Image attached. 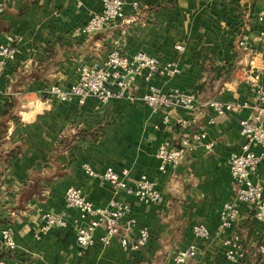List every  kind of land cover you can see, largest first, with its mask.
Masks as SVG:
<instances>
[{"label":"crops","instance_id":"obj_1","mask_svg":"<svg viewBox=\"0 0 264 264\" xmlns=\"http://www.w3.org/2000/svg\"><path fill=\"white\" fill-rule=\"evenodd\" d=\"M102 1L15 0L0 14V45H9L12 37L17 51L16 61L8 63L0 79V258L9 264H178L176 253L196 243L197 256L185 264H226L225 241L238 237L246 252L240 264H264L258 253L264 227L251 207L240 204L238 222L219 232L222 206L235 200L228 160L241 151L240 123L254 116L253 109L222 116L208 107L197 113L176 109L170 111L171 124L163 125L166 112L143 102L103 104L92 97L79 104L60 102L48 93L53 84L69 89L82 66L103 63L118 47L129 55L144 52L163 63H177L181 69L171 81L137 78L139 94L155 85L197 93L203 103L252 104V82L257 79L264 88V20L256 17L264 10V0H128L126 21L89 37L81 34ZM135 1L143 6L139 15H133ZM240 39L257 51L253 59L239 49ZM178 46L185 50L178 51ZM14 101L17 112L5 119L7 105ZM178 117L193 123L185 133L205 131L204 143L213 148L202 146L177 169L161 172L157 149L165 141L178 145ZM211 118L214 124L208 123ZM254 151L262 156L258 181L264 186V150ZM85 164L98 174L109 167L119 173L128 170L133 182L146 175L164 202L149 205L116 192L86 174ZM69 187L80 188L97 206L114 198L128 204L138 226L125 220L123 234L134 241L138 227H148L146 247L128 253L119 239L105 245L104 230L98 229L94 245L81 253L74 223L83 221L77 209L66 205ZM47 212L66 214L68 225L37 238ZM196 224L210 229L208 241L194 239ZM7 227H12L17 244L10 255L1 250Z\"/></svg>","mask_w":264,"mask_h":264},{"label":"built area","instance_id":"obj_2","mask_svg":"<svg viewBox=\"0 0 264 264\" xmlns=\"http://www.w3.org/2000/svg\"><path fill=\"white\" fill-rule=\"evenodd\" d=\"M15 0H5L0 4V14L4 13L9 4ZM128 0H103L99 11L89 17L87 23L80 29V33L92 36L104 29L117 26L126 21V6ZM142 4L133 2L131 8L133 15H139ZM257 19L264 20V10L256 15ZM264 38V34H263ZM9 45H0V79L6 73L9 62L16 61V48L14 39L8 38ZM239 49L252 57L257 51L244 39L237 41ZM178 51H184L183 46L177 47ZM181 74L177 63H163L144 52H136L129 55L120 48H113L105 61L92 66H82L79 78L73 82L69 89L60 85L49 86L48 93L60 102H78L84 104L88 98H96L103 104L113 100H126L131 103L143 102L153 110L165 111L161 124H171V110H183L197 113L203 107L211 108L216 115L222 116L230 111H240L251 108L255 111L254 116L243 119L240 123V135L244 139L241 151L232 153L228 160L229 172L235 183V200L227 202L220 211L221 223L219 232L232 229L240 217V204L247 205L254 211L255 219L264 227V186L259 183V168L262 156L254 151V147L264 150V88L255 79L251 90L254 93V101L249 103H222L211 100L203 103L198 94L194 92L180 91L177 89L164 90L155 85H149L146 92L139 94L135 89V80L143 79L149 83L154 78L171 81ZM215 118L209 119V124L215 123ZM176 124L181 131L179 143L175 145L170 141L161 143L157 149L156 157L159 161V170L166 171L168 168L177 169L185 161L188 154L195 153L204 146L208 151L212 150L213 144H205V131L185 133L192 127V121L183 117L176 118ZM159 126H156L158 128ZM86 174L99 177L109 183L116 192L125 191L139 199L141 202L160 206L164 202V196L157 184L146 175L136 181H131L129 171L121 173L109 167L104 173L98 174L89 165H83ZM65 201L68 208L77 209L82 222L75 221L76 243L81 253L92 247L96 240V232L103 229L104 234L101 241L109 245L113 239H119L122 248L126 252H138L146 247L151 238L148 227L139 226L138 236L130 241L123 234L124 221L128 225L137 227V220L130 217L131 208L128 204L117 199H111L106 206H97L87 199L80 188L69 187L65 192ZM43 224L39 228L37 238L48 233L54 228H63L68 225L66 214L47 212L43 215ZM193 237L196 241H208L212 233L205 224H196L192 227ZM228 246L226 250V264H240L246 258V252L241 248L238 237L225 241ZM1 250L13 254L17 251L12 227L2 231ZM258 253L264 256V238L258 247ZM198 246L190 244L187 248L178 251L175 260L178 264H185L189 259L196 257ZM0 264H9L7 259L0 258Z\"/></svg>","mask_w":264,"mask_h":264},{"label":"trees","instance_id":"obj_3","mask_svg":"<svg viewBox=\"0 0 264 264\" xmlns=\"http://www.w3.org/2000/svg\"><path fill=\"white\" fill-rule=\"evenodd\" d=\"M15 106H16L15 101L13 103L7 105V109H6V112H5V115H4L5 119H8V118L12 117L14 115V113L17 112V108L14 109ZM15 155H16V153L14 154V151H13L12 152V156H15ZM6 254L10 255L9 253H6Z\"/></svg>","mask_w":264,"mask_h":264},{"label":"rangeland","instance_id":"obj_4","mask_svg":"<svg viewBox=\"0 0 264 264\" xmlns=\"http://www.w3.org/2000/svg\"><path fill=\"white\" fill-rule=\"evenodd\" d=\"M253 216H254V211H253ZM254 218H255V216H254ZM256 221H258V220H256ZM259 222V221H258ZM261 255V254H260Z\"/></svg>","mask_w":264,"mask_h":264}]
</instances>
